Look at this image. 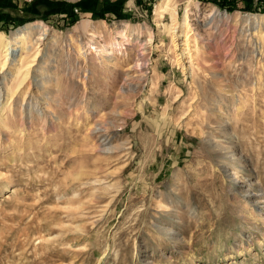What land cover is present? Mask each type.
<instances>
[{"label":"rangeland","instance_id":"374dc122","mask_svg":"<svg viewBox=\"0 0 264 264\" xmlns=\"http://www.w3.org/2000/svg\"><path fill=\"white\" fill-rule=\"evenodd\" d=\"M49 1L0 0L49 29L0 54V264H264V0Z\"/></svg>","mask_w":264,"mask_h":264},{"label":"bare ground","instance_id":"6f19581e","mask_svg":"<svg viewBox=\"0 0 264 264\" xmlns=\"http://www.w3.org/2000/svg\"><path fill=\"white\" fill-rule=\"evenodd\" d=\"M69 1L70 2H73L76 5V4H78V2H81L82 0H69ZM214 11L216 12V14H218V16L220 18L224 19L226 22H228L230 20L232 22L233 21L236 22V26H237V24H239L241 22H245V21L246 22H250V23H254V26L256 25L257 28L261 27L262 24H263L261 18H259V17L250 16V15H247V16L243 17V15L241 13H236L234 15H231V14H228V13H222V14H220V13H218L219 10L218 9L216 10V8H214V7L209 10L210 13L211 12H214ZM127 25L128 24H125V25L120 26V27H113L112 29L113 30H116L117 33L123 35L124 33H128L129 32L127 30L128 29V26ZM90 26L92 27V25H91L90 22H82L81 23V27H82L83 30H86V28H88ZM48 35H49V29L44 24L37 23V24L28 25V26L22 28L21 30H18L16 33H13L12 34L11 37H13V40L12 41L14 42V45L4 46L3 48L0 45V54L5 53V56H7L8 54L10 56V55H12L14 53V51H17V49L20 48L21 49L20 50V52H21V56L20 57H22V58L19 61L21 63V61L23 62L25 60V58L27 57L28 53L30 52L29 43L32 42V41H35L36 44L38 45V43H40L41 41L46 40V36H48ZM4 36H5V34L0 33V44H1V42L3 43V40L2 39H3ZM106 49H108V48H106ZM37 52H38V50H36V53ZM84 53H86V52H84ZM35 54H34V56H35ZM37 56H38V54H36V56L34 57V59H36ZM29 67H30V65H28V68ZM0 69H1V67H0ZM15 69H17V68H15ZM16 71L18 73L19 70L17 69ZM28 71L29 70H27V72H26V74L24 76V79L20 83L19 86H21L24 83V81L26 80V78L29 76V72ZM41 86H42L43 89H45L46 83L43 81L41 83ZM31 87H32V85H30V87H29V89H28L27 92L31 91V89H32ZM0 106H2V104H0ZM112 122H111V124H112ZM111 130H112L111 128L108 129V131H111ZM92 132L97 133V127L94 130H92ZM229 152L230 151H228V153ZM239 175H240L239 170H236V172H235V178H239ZM262 198H264V197H262ZM260 203H264V201L263 202H260ZM259 215L261 217L263 216L262 213H260ZM170 231H172V230H170Z\"/></svg>","mask_w":264,"mask_h":264},{"label":"trees","instance_id":"16d2710c","mask_svg":"<svg viewBox=\"0 0 264 264\" xmlns=\"http://www.w3.org/2000/svg\"><path fill=\"white\" fill-rule=\"evenodd\" d=\"M45 3H49L50 1L49 0H43ZM85 1H87V0H85ZM89 1V0H88ZM90 1H92L93 3H99L100 1H103V2H108V0H90ZM246 2H247V4H248V7H247V9L248 10H251L252 9V5H253V0H245ZM221 2H222V4L220 5V7H228V5H229V3H231V1H228V0H221ZM91 3V2H90ZM65 4V3H64ZM231 5H233L232 3H231ZM72 7H73V5H71ZM37 10H39V9H37ZM26 19H24V20H19L20 22H23V21H25Z\"/></svg>","mask_w":264,"mask_h":264}]
</instances>
